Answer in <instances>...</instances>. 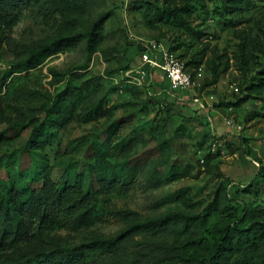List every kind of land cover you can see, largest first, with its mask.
Masks as SVG:
<instances>
[{
    "label": "rangeland",
    "instance_id": "1",
    "mask_svg": "<svg viewBox=\"0 0 264 264\" xmlns=\"http://www.w3.org/2000/svg\"><path fill=\"white\" fill-rule=\"evenodd\" d=\"M166 1L76 0L72 11L78 18L76 26L64 24L60 17L46 24L37 10L25 9L2 49L0 78L9 73L12 63L35 42L47 40L59 30L65 33L88 30L101 14L109 13L93 54L88 53L85 39L69 44L46 58L29 76L23 73L3 93L10 96L20 84L28 82L57 95L73 74L83 75L78 84L91 76L104 77L103 88L84 102L105 98L107 106L114 108L113 115L99 122H72L48 153L52 159L56 158L54 176L59 179L73 162L79 173L86 172L93 142L109 143L113 162L136 172L137 179L127 193L115 198L119 208L134 215L131 219L112 218L90 230L73 233V241L81 242L91 235L111 237L134 223L175 212L200 213L217 193L223 207L232 201L241 209L264 210V93L239 108L230 104L242 96V85L257 84L264 78V58L256 50L253 52L260 65L250 73L241 71L238 60L243 35L258 36L260 43H264V1L250 0L249 10L230 15L221 0H186L190 10L185 22L164 14ZM147 44L162 45L174 50L177 56L187 52L185 63L203 58L199 67H189L188 71L196 73L197 87L171 92L165 81L163 89L158 88L156 93L154 87H147V77L143 87L135 85ZM215 56L229 61L230 68L216 86L202 91L201 86L211 77L207 61ZM153 80L156 83V77ZM130 87H134L133 93ZM173 100L187 106L167 115L164 106ZM178 113L189 119L183 120ZM248 115H252L250 120ZM6 127L0 125V131ZM32 131L33 127L26 128L1 148L0 159L4 157L3 162L8 157L15 159L16 170L29 168L33 159L27 146ZM9 134L13 131L9 130ZM221 136L235 143V154L227 149ZM241 139L248 140V147L242 145ZM71 141H80L81 145L71 154L65 153ZM211 155L214 159L207 164ZM0 178L7 179L5 167H0ZM33 186L39 187L41 183ZM179 191L190 198L191 206L183 199L168 198ZM215 221L216 218L212 220ZM136 238L143 242L173 241L168 235L147 234Z\"/></svg>",
    "mask_w": 264,
    "mask_h": 264
},
{
    "label": "trees",
    "instance_id": "2",
    "mask_svg": "<svg viewBox=\"0 0 264 264\" xmlns=\"http://www.w3.org/2000/svg\"><path fill=\"white\" fill-rule=\"evenodd\" d=\"M75 2L0 0V58L25 9L37 10L46 24L60 17L64 24L76 26L78 18L72 13ZM221 2L230 15L245 13L251 6L250 0ZM163 10L168 17L185 22L190 6L186 0H167ZM108 17L109 13L101 14L88 30L72 33L59 30L53 37L35 42L12 63L9 73L0 78V125L7 126L0 131V149L26 128L33 127L27 146L33 159L29 168L16 170L15 159L8 157L4 162V157L0 159V167L7 170V179L0 178V264H264V210L241 209L232 201L223 207L218 193L200 213L175 212L134 223L111 237L91 235L81 242L72 240L73 233L90 230L112 218L131 219L134 215L130 210L119 208L115 198L127 193L137 179L136 172L113 162L109 143L93 142L87 155L86 172L79 173L73 162L59 179L54 176L56 158L52 159L48 153L72 122H99L113 115L114 108L107 106L105 98L84 102L103 88L104 77L91 76L78 84L77 80L83 75L73 74L57 95L28 82L20 84L10 96L3 93L16 79H21L23 73L29 76L46 58L69 44L85 39L88 53L93 54ZM243 40L239 68L248 74L260 65L253 51L264 58V43H260L258 36L243 35ZM178 57L183 61L187 52ZM202 62L203 58L192 59L185 65L189 71V67H199ZM207 67L211 77L201 86L202 91L219 83L229 70L230 62L215 56L207 61ZM151 72L156 77L152 87L157 93L166 80L158 70ZM195 74L191 72L193 78ZM128 89L135 91L134 87ZM241 91L242 96L230 103L236 108L264 93V78L257 84L242 85ZM185 105L173 100L164 110L167 115H173ZM179 115L183 120L189 119L184 114ZM251 116L248 115L247 120ZM9 130L13 134L7 135ZM221 139L235 154V143L226 136ZM241 143L249 145L247 139H241ZM80 145V141L69 142L65 153L71 154ZM246 153L249 154V150ZM213 159L214 156H208L207 164ZM38 183L41 186H33ZM168 198L183 199L185 204L192 205L181 191ZM214 218L216 221L212 222ZM147 234L168 235L173 241L143 242L136 238Z\"/></svg>",
    "mask_w": 264,
    "mask_h": 264
},
{
    "label": "built area",
    "instance_id": "3",
    "mask_svg": "<svg viewBox=\"0 0 264 264\" xmlns=\"http://www.w3.org/2000/svg\"><path fill=\"white\" fill-rule=\"evenodd\" d=\"M143 64L138 70L139 77L134 79V84L143 87V80L147 77V87H151L154 83L151 70L160 71L164 78L169 83V89L171 92L180 90H194L197 84L188 72L185 62L182 61L176 54L168 49H165L162 45L147 46L141 56ZM148 67L145 70L144 67Z\"/></svg>",
    "mask_w": 264,
    "mask_h": 264
},
{
    "label": "crops",
    "instance_id": "4",
    "mask_svg": "<svg viewBox=\"0 0 264 264\" xmlns=\"http://www.w3.org/2000/svg\"><path fill=\"white\" fill-rule=\"evenodd\" d=\"M153 75V74H152ZM154 76V75H153ZM161 76L164 78L163 74H161ZM165 79V78H164ZM166 80V79H165ZM167 81V80H166Z\"/></svg>",
    "mask_w": 264,
    "mask_h": 264
}]
</instances>
